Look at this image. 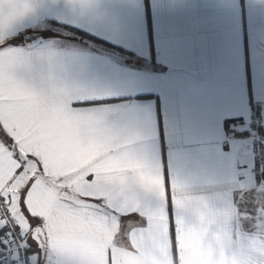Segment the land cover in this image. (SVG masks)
Returning <instances> with one entry per match:
<instances>
[{
  "label": "crops",
  "instance_id": "0c3cea01",
  "mask_svg": "<svg viewBox=\"0 0 264 264\" xmlns=\"http://www.w3.org/2000/svg\"><path fill=\"white\" fill-rule=\"evenodd\" d=\"M49 23L126 54L25 40ZM0 135L41 264H264L238 211L264 183V0H0Z\"/></svg>",
  "mask_w": 264,
  "mask_h": 264
},
{
  "label": "rangeland",
  "instance_id": "374dc122",
  "mask_svg": "<svg viewBox=\"0 0 264 264\" xmlns=\"http://www.w3.org/2000/svg\"><path fill=\"white\" fill-rule=\"evenodd\" d=\"M40 36L35 40L36 42H41L47 38H63V39H73L70 34L63 32L59 29L46 27V29L40 31ZM254 125L258 127L260 125L259 118L257 115H254ZM254 147L255 149L260 145V139L256 136L254 139ZM264 171L261 173L256 174L257 180L262 181L264 180ZM238 211L240 217V225L242 228L246 230H259L260 232H264V183H259V187L255 189H249L244 191L238 196ZM17 225V224H16ZM0 237H3L4 234L7 232L4 230L5 228H0ZM17 231L21 232L24 236L25 242L24 247H26L27 252L29 255L34 258V255L37 257L34 259V264H41L39 258V251H37V244L35 243L34 239L32 238V232L30 228L26 225H20L16 227ZM14 240V238H13ZM12 241V238H9V242ZM4 240L0 239V244H3ZM3 249L0 248V251ZM30 251V252H29Z\"/></svg>",
  "mask_w": 264,
  "mask_h": 264
},
{
  "label": "built area",
  "instance_id": "2783aa9c",
  "mask_svg": "<svg viewBox=\"0 0 264 264\" xmlns=\"http://www.w3.org/2000/svg\"><path fill=\"white\" fill-rule=\"evenodd\" d=\"M264 155V151L259 148V146L256 148L255 157L259 160V168L257 170L258 173H261L264 171V162L262 161ZM0 222L2 228H5L6 233H11V238L15 240V243L12 245V247L9 249V252L13 254V257L15 256V253L17 251V247L20 249L19 251V264H34V259L37 257L34 255V258H32L31 255L28 254L26 247L22 245L21 238L24 236L21 232L17 231L16 225L13 222V218L10 212V207L7 202H1L0 203ZM6 225V227H5ZM25 242V239H24ZM23 242V244H24ZM36 264V263H35Z\"/></svg>",
  "mask_w": 264,
  "mask_h": 264
},
{
  "label": "trees",
  "instance_id": "16d2710c",
  "mask_svg": "<svg viewBox=\"0 0 264 264\" xmlns=\"http://www.w3.org/2000/svg\"><path fill=\"white\" fill-rule=\"evenodd\" d=\"M50 27L52 28H56V29H59L63 32H66L80 40H83V41H88V42H92L94 44H97V45H100L102 47H105V48H109L111 50H115L116 52H119V53H122V54H126V53H123L122 51L118 50V49H115V48H112V47H109L108 45H106L105 43L101 42V41H98L88 35H86L85 33H82L80 31H77L75 29H72V28H69V27H65V26H61V25H58V24H55V23H49ZM17 43V42H16ZM0 137L2 138V141L5 143L6 147L8 148V150L14 155V157H16V159L22 163V161L25 159L26 160V157L23 156L20 152H18V150L7 140L5 139L2 135H0ZM38 251V249H36ZM30 252V251H29ZM176 258V257H175Z\"/></svg>",
  "mask_w": 264,
  "mask_h": 264
},
{
  "label": "snow or ice",
  "instance_id": "6c2138e0",
  "mask_svg": "<svg viewBox=\"0 0 264 264\" xmlns=\"http://www.w3.org/2000/svg\"><path fill=\"white\" fill-rule=\"evenodd\" d=\"M9 141L11 142V138H9ZM21 167H23V165L21 164ZM17 171H19V169H17ZM20 206L22 208L25 207L24 203H23V199L20 202ZM33 219H36V217H32ZM6 227V225H5ZM31 230V229H30ZM0 231H2V229H0ZM11 237V233H5L3 237H0V239L4 240L3 244H0V248H2L3 250L0 251V264H19V251L20 249L17 247V251L15 253V256L13 257V254L11 252H9V249L12 247V245L15 243V240H12L11 242H9V238ZM21 242H24V238H21Z\"/></svg>",
  "mask_w": 264,
  "mask_h": 264
},
{
  "label": "water",
  "instance_id": "95a60500",
  "mask_svg": "<svg viewBox=\"0 0 264 264\" xmlns=\"http://www.w3.org/2000/svg\"><path fill=\"white\" fill-rule=\"evenodd\" d=\"M40 36L39 33H30L25 36V40L29 41ZM44 228L37 227L32 231V238L34 239L35 243L37 244V249L39 251V258L40 262L43 263L47 253V245L44 239Z\"/></svg>",
  "mask_w": 264,
  "mask_h": 264
}]
</instances>
